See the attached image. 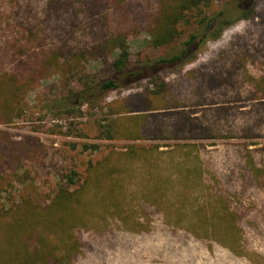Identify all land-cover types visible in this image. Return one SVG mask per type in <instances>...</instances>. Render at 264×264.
<instances>
[{"label":"rangeland","instance_id":"374dc122","mask_svg":"<svg viewBox=\"0 0 264 264\" xmlns=\"http://www.w3.org/2000/svg\"><path fill=\"white\" fill-rule=\"evenodd\" d=\"M89 1L52 19L45 9L54 0L0 2V22L19 21L14 32L30 34L32 54L42 45L56 56L31 78L0 52V89L16 82L12 103L0 105L9 122H0L4 263L21 264L20 254L55 235L81 241L78 264H264V0L187 14L177 40L159 47L148 25L171 0H101L94 17L74 12ZM245 6L249 19L217 16ZM208 18V33L226 23L219 37L204 34ZM120 30L130 70L99 99L119 52L96 50ZM195 35L186 60L162 62ZM64 188L84 200L64 231L48 233L46 222L61 217L39 211ZM29 232L34 239L19 243Z\"/></svg>","mask_w":264,"mask_h":264},{"label":"trees","instance_id":"16d2710c","mask_svg":"<svg viewBox=\"0 0 264 264\" xmlns=\"http://www.w3.org/2000/svg\"><path fill=\"white\" fill-rule=\"evenodd\" d=\"M4 1V0H0ZM13 3V0H10ZM54 4H51L48 8L45 9L46 15L52 19L53 13L58 11L60 8H66L67 10H70L71 7H74L77 2L81 3L82 0H54ZM172 4L165 7H162L160 11L157 13L158 15L154 17V22L152 21L151 24L148 26L150 27V31L155 36V45L156 46H165V45H171L177 40V37L179 36V27L183 25L185 21V17L187 14L195 13L202 14L204 11V7H208L214 3H223V2H230V1H238L239 5L240 3L244 2L245 0H171ZM18 2V0H16ZM101 0H90L88 3H86L82 9L74 10V12L82 11L85 9L86 13L89 14V17H94V15L99 12L100 10V3ZM116 3L117 0H115ZM14 4V3H13ZM120 4V3H119ZM115 5V3H114ZM227 9V8H226ZM224 9L220 14L217 16H223L227 14H240L242 19H249L253 8L252 7H237L235 9H231L230 11ZM25 12H31L30 8L27 6L25 9ZM216 17V16H215ZM214 17V18H215ZM211 20L213 18H208L206 21H201V23L205 25V35L207 36H213L215 38L219 37L221 34L223 27L226 23H223L219 25L218 28H215L216 30L212 31V33H208L211 30ZM22 23H25L24 21H21ZM20 22V23H21ZM16 23V25H15ZM19 24V21L12 20L4 22H0V28L3 29L2 35H0V52L3 53V55L6 53V56H9L11 54L12 59H18L17 63H19L17 66L13 67V73L16 75H21V77H35L39 75L43 68L47 65V63L52 62L51 59H55L56 56L47 54V51L44 50V47L42 45L38 47H34V50L37 52L31 53V39H28L29 33L22 32L23 38L19 36L18 33L14 32V27H16ZM30 30V29H29ZM127 31H119L115 36L112 38L110 35H105L103 37V41L100 46H98L97 50L98 52L104 51L109 48V45L114 47V50H118V54L114 58L113 62V69L115 71L113 78L104 81L101 84L102 93L99 99L104 98L106 94L109 92L119 90L121 88V83L119 82L122 77H124L127 73H129V65H130V50L127 45ZM60 34L65 33L63 31H59ZM33 34V33H32ZM197 35L192 36V38L187 41L184 44V49L181 54H177L173 56L169 60H162L164 63H179L181 61L186 60V55L188 48L192 46L194 41L196 40ZM66 47V46H65ZM33 49V48H32ZM31 49V51H32ZM30 52L26 56V52ZM76 56V55H75ZM75 56H72L69 60H73ZM22 59H26L25 64L24 61H21ZM67 66L69 64V61ZM161 62V61H160ZM7 64L5 61H2V65L0 62V66H3V64ZM21 63V64H20ZM16 65V64H15ZM45 65V66H43ZM154 66L156 64L154 63ZM167 67H165L166 69ZM159 70L157 72H152L149 77L152 78H158L160 73L165 70ZM122 81V80H121ZM16 82L13 81L11 89L7 90V92L4 90V87H1L0 89V99L3 98V102L0 105H10L14 99L15 90L13 88ZM6 82L4 81V85ZM30 81L24 80V82L20 85H23L22 87L29 85ZM1 86V84H0ZM8 85H5V87ZM21 89V87H18ZM98 99V100H99ZM75 106V105H74ZM72 106V108L74 107ZM73 109L69 110L67 113L69 116H73L75 111ZM2 123H9L5 122L4 120H0ZM110 138V136H109ZM89 147L86 146V149ZM69 182L67 183L72 185L74 184V177L68 176ZM2 195V192L0 191V196ZM84 200V193L81 192L79 194H75L74 192H70L67 188H64L60 191H58L54 198L51 200V203L46 206V208L40 209L39 216L42 220H45V218L48 215H56L58 217H61V219L50 221L48 220L46 222L47 227L49 230L48 233H50L55 228V234L57 235L61 233V231H64L66 229V226L68 225V219L63 218H70L71 214L75 210V205H78L79 203ZM29 211L26 213L28 214ZM29 218L28 216H26ZM37 221V220H36ZM66 225V226H65ZM68 229V228H67ZM32 231V230H31ZM30 231V232H31ZM24 233L22 236V239H18V242L21 244L22 240H29L32 241L34 239L33 232L30 234ZM41 238V237H40ZM6 239H9L10 241H14V239L9 236V234H4L3 241L6 243ZM71 239V238H70ZM69 239L59 238L54 239L53 241L48 240V237H44L36 242L38 244L34 251H28L27 253L24 252V254H20L22 260L21 264H78L80 262V257L82 255L81 250V241L79 239H71V241H68ZM68 241V242H67ZM1 253V252H0ZM2 256V253L0 254V258ZM5 257H2L0 259V264H7L4 263Z\"/></svg>","mask_w":264,"mask_h":264}]
</instances>
